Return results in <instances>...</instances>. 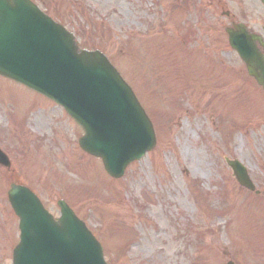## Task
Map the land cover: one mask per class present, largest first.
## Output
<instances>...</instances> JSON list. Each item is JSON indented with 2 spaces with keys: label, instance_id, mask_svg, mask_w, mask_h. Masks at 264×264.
<instances>
[{
  "label": "rangeland",
  "instance_id": "1",
  "mask_svg": "<svg viewBox=\"0 0 264 264\" xmlns=\"http://www.w3.org/2000/svg\"><path fill=\"white\" fill-rule=\"evenodd\" d=\"M33 1L114 64L156 144L112 179L79 149L82 130L61 108L0 77V148L11 163L0 166V264L18 241L13 181L53 216L65 200L110 264H264V93L223 30L242 22L264 39L260 1ZM225 158L247 169L258 194Z\"/></svg>",
  "mask_w": 264,
  "mask_h": 264
},
{
  "label": "water",
  "instance_id": "2",
  "mask_svg": "<svg viewBox=\"0 0 264 264\" xmlns=\"http://www.w3.org/2000/svg\"><path fill=\"white\" fill-rule=\"evenodd\" d=\"M32 9L39 11L29 0H0V75L62 105L84 130L80 148L100 157L109 175L120 177L128 163L154 146L149 119L130 87L99 51H77L70 33L60 26L56 33L54 24L46 25L57 38L50 41L74 58L64 65L52 42L40 38L28 20ZM225 31L248 74L264 90V56L254 45L259 36L248 34L243 24H233ZM0 164L10 165L1 150ZM228 164L237 181L253 190L245 169L236 161ZM8 199L20 218V242L13 250V264H105L99 244L62 201L58 203L61 217L54 221L23 186L11 184Z\"/></svg>",
  "mask_w": 264,
  "mask_h": 264
}]
</instances>
